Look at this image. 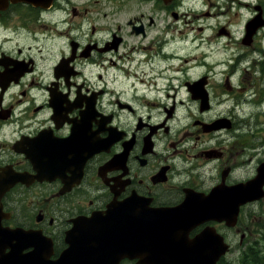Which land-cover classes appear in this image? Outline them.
<instances>
[{"label": "flooded vegetation", "instance_id": "1", "mask_svg": "<svg viewBox=\"0 0 264 264\" xmlns=\"http://www.w3.org/2000/svg\"><path fill=\"white\" fill-rule=\"evenodd\" d=\"M247 89L264 98V0H0L1 229L39 233L57 261L84 254L93 216L122 208L138 222L237 185L236 156L206 138L236 133ZM225 157L205 187L202 163ZM253 159L257 173L264 151ZM227 227L209 220L188 236L209 228L228 243ZM116 251L113 264H140Z\"/></svg>", "mask_w": 264, "mask_h": 264}, {"label": "water", "instance_id": "2", "mask_svg": "<svg viewBox=\"0 0 264 264\" xmlns=\"http://www.w3.org/2000/svg\"><path fill=\"white\" fill-rule=\"evenodd\" d=\"M9 186L10 182L4 183L2 193ZM262 199H264V164L258 168L256 177L248 182L232 187L221 185L209 195H187L186 201L178 208L164 211L148 210L137 223L127 212L117 210L118 208L111 212L114 208V205H111L107 212V214L111 212L108 221L107 216L97 215L91 219L93 232L89 234L90 246L84 248L82 255L76 254L71 248L60 259L52 261L50 255L45 254L47 247L39 233L23 232L19 229L8 231L0 228V264H113L125 258L118 257L123 254L120 250L118 251L121 254L115 255L118 244L124 247L125 255L131 254L132 249L140 253V264H218L230 248L224 242V238L214 229L207 228L195 239L190 240L189 232L209 220L225 222L228 227H234L238 223L241 208ZM120 214L123 215L122 219ZM163 217H167V221L160 223L161 225L159 223L154 225L153 221L144 222L157 218L160 220ZM138 226L156 235V246L155 244L150 246L154 249L152 259L145 258V243L137 240L136 233L133 235L128 233L133 227ZM116 229L124 230V233H116ZM194 247L201 252L199 257H196ZM29 248H33L32 254L24 255L23 252Z\"/></svg>", "mask_w": 264, "mask_h": 264}, {"label": "rangeland", "instance_id": "3", "mask_svg": "<svg viewBox=\"0 0 264 264\" xmlns=\"http://www.w3.org/2000/svg\"><path fill=\"white\" fill-rule=\"evenodd\" d=\"M260 57H262L260 54L254 55V60H259ZM252 63L251 61H247L245 67H250ZM252 81L262 90L263 81L260 77L252 79ZM236 86L238 89L243 87V85L240 86L239 82L236 83ZM248 89L245 94H236L237 106L235 111L233 107L231 109V115L237 122L236 133L231 132L229 135L225 133L220 137L211 135L206 138L210 145H212V138L216 149L220 146L223 151L230 150L236 156L230 163L231 165L236 163L237 169L232 176L234 181L238 183L246 182L255 177L257 160L253 159L251 164H247V161L254 154L264 151V148L261 147V142H264V98L260 100L255 99L252 93L247 94L249 92ZM251 90H253V93L256 92L255 89ZM213 117L214 115H211L207 118ZM192 120L193 118L188 119L187 122L183 120L178 122L176 120L173 126L174 133L170 138L175 139L179 134L180 137L178 139L182 138V133H185L184 125L189 124ZM261 122L263 124L260 125ZM182 127L184 128L182 129ZM227 139H229V142H226ZM259 159H263V157L260 156ZM227 161L228 157H225L224 161L220 159L213 160L208 164L202 163L203 169L200 171L204 176L205 187L211 188L216 184L217 168L220 164L223 165ZM221 231L227 236L231 248L220 264H242L245 253L249 248L256 247L255 245L257 244L264 247V243L262 242V233H264V199L258 203L246 205L242 210V215L237 225L232 228H223Z\"/></svg>", "mask_w": 264, "mask_h": 264}, {"label": "trees", "instance_id": "4", "mask_svg": "<svg viewBox=\"0 0 264 264\" xmlns=\"http://www.w3.org/2000/svg\"><path fill=\"white\" fill-rule=\"evenodd\" d=\"M262 242L264 243V233H262ZM256 247H251L245 253L242 264H264V247L255 245Z\"/></svg>", "mask_w": 264, "mask_h": 264}, {"label": "bare ground", "instance_id": "5", "mask_svg": "<svg viewBox=\"0 0 264 264\" xmlns=\"http://www.w3.org/2000/svg\"><path fill=\"white\" fill-rule=\"evenodd\" d=\"M141 229L143 231H146V229H144L142 226H141ZM132 231V230H131ZM129 232L130 234H132V232ZM150 232L147 230V234H143V232L141 233L142 237H141V240L140 239H137L138 241H142L145 243V246H144V252H145V258L146 259H152V255L154 254V249L152 247H150L152 244H155L156 246V242H157V239H156V235L154 236V234L150 233ZM133 235V234H132ZM192 245H194V243H192ZM195 250H196V254L197 256L196 257H199L201 255V252H199L197 250L196 247H194Z\"/></svg>", "mask_w": 264, "mask_h": 264}]
</instances>
